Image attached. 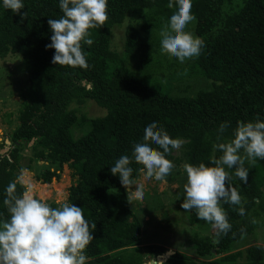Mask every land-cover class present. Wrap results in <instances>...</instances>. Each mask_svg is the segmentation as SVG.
Listing matches in <instances>:
<instances>
[{"label": "trees", "instance_id": "16d2710c", "mask_svg": "<svg viewBox=\"0 0 264 264\" xmlns=\"http://www.w3.org/2000/svg\"><path fill=\"white\" fill-rule=\"evenodd\" d=\"M22 2L21 12L28 13L23 22L20 14L5 9L0 0V59L20 56L28 84L19 92L18 125L9 133L10 144L0 147L8 148L0 154V221L9 219L3 203L9 184H16L17 195L26 190L18 180L21 170H32L43 162L46 165L35 179L50 184L59 180L66 165L76 178L66 202L81 207L85 218L96 222L94 239L84 253L86 264H144L146 256L164 254L165 246L156 243L142 254L141 220L119 176L110 169L122 155L131 157L133 145L143 142L144 129L152 122L184 141L177 153L174 149L166 155L175 165L172 175L184 163L211 166L217 137H222L220 142L230 140L238 122L264 121V0H240L228 6V0H192L194 33L204 47L190 65L172 71L170 79L198 77L209 82V89L193 95L156 89L129 69V61L148 48L145 40L153 37V29L169 22L177 10L167 7L169 0H109L106 24L90 29L94 43L82 42L87 69L53 64L55 49L46 48L52 36L48 20L63 15L60 0ZM130 15L141 17L144 23L142 30L126 24L120 54L111 48L112 32ZM88 100L105 114L78 117L75 106ZM222 123L228 127L221 134ZM220 155L215 153L217 158ZM130 166L137 180L142 166L135 161ZM244 166L249 172L246 184L235 177V169H228L242 197L241 205L221 201L232 225L228 234L217 235L215 229L210 235L194 234L196 258L175 250L162 264H264V248L259 244L230 252L244 235L264 227V160L245 161ZM214 255L220 256L209 259Z\"/></svg>", "mask_w": 264, "mask_h": 264}, {"label": "clouds", "instance_id": "9594fccd", "mask_svg": "<svg viewBox=\"0 0 264 264\" xmlns=\"http://www.w3.org/2000/svg\"><path fill=\"white\" fill-rule=\"evenodd\" d=\"M108 3L109 0H60L63 15L48 20L52 36L46 48L55 49L53 64L89 67L82 42L89 46L94 43L89 38L90 29L106 24ZM174 6L177 10L160 32L161 51L183 63L200 55L204 41L186 31L187 25L196 19L191 12L192 0H169L167 7L172 9ZM3 7L20 14L21 22L28 15L21 12L25 7L22 0H3ZM144 12L147 13V9ZM227 127V123H222L219 132L224 133ZM221 139L218 136V142L213 145L211 166L203 162L183 164L187 182L181 208L187 212L195 211L197 218L211 224L217 235H227L232 225L221 201L242 204V197L232 185V174L228 169H235V177L245 184L248 182L245 161L255 164L257 158L264 160V121H240L230 140L220 142ZM183 143L182 139L172 138L157 122H152L144 129L143 142L133 145L131 157L122 155L116 160L110 171L119 176L128 192L129 203L144 198L143 184L132 178V162L142 166L138 171L146 179L166 183L175 167L166 155L174 149L179 150ZM217 151L221 153L218 158L215 156ZM133 185L135 191H132ZM3 203L9 219L0 221V264H86L84 253L94 239L92 230L96 229V222H89L81 207L57 202L59 206L53 208L35 198L30 187L22 195H17L15 183L6 188ZM239 214L245 215L244 207L239 208Z\"/></svg>", "mask_w": 264, "mask_h": 264}, {"label": "rangeland", "instance_id": "374dc122", "mask_svg": "<svg viewBox=\"0 0 264 264\" xmlns=\"http://www.w3.org/2000/svg\"><path fill=\"white\" fill-rule=\"evenodd\" d=\"M228 1L227 6L230 3L233 5L234 2H240V0ZM128 23L142 30L144 22L141 17L130 15L122 27L115 26L111 36V48L120 54L124 27ZM166 24L168 22L161 23L153 29V37H147L145 40L148 48L129 61V69L148 81L154 88L169 91L174 95H193L197 90L209 89V82L202 78H185L183 81L170 79L172 71L190 65L194 57L181 63L178 58L162 53L160 32ZM194 27L195 20L187 25L186 31H190L195 36ZM25 69L26 65L18 55H8L5 59H0V147L5 141H9V133L18 125V112L21 105L19 92L28 85ZM75 108L78 109L77 116H84L86 119L101 117L105 114V110L90 100ZM44 165L46 164L39 162L33 166L32 170L24 168L20 171L18 180L26 186V189L30 187L37 199L57 205V202H66L68 189L76 183V178L71 175L72 170L64 165L60 171L59 180L42 184L35 177ZM178 170L179 173L174 172L166 178V183L156 181L154 178L146 179L143 174L136 180L144 186V198L129 204L142 223L139 238L143 255L149 244L156 243L165 246L167 251L178 250L196 258L191 242L192 236L194 234L210 235L214 230L211 224L199 220L195 211L187 212L181 208L185 196L184 184L187 181L182 172V165L178 167ZM135 190L136 186L133 185L132 191ZM126 195L128 196L127 191ZM253 244H259L264 248V227L256 228L244 235L230 252L243 251ZM219 256L214 255L209 259L213 260ZM156 259L146 256L144 264H155ZM239 260L243 261V259Z\"/></svg>", "mask_w": 264, "mask_h": 264}, {"label": "water", "instance_id": "95a60500", "mask_svg": "<svg viewBox=\"0 0 264 264\" xmlns=\"http://www.w3.org/2000/svg\"><path fill=\"white\" fill-rule=\"evenodd\" d=\"M32 143V142H31ZM10 143H9V141H5V145L7 146V145H9ZM8 151V148H3V149H1L0 150V154H4V153H6ZM172 254H174V251H166L164 254H162V255H158L156 258V262H155V264H162L163 262H165L166 261V259L170 256V255H172Z\"/></svg>", "mask_w": 264, "mask_h": 264}]
</instances>
